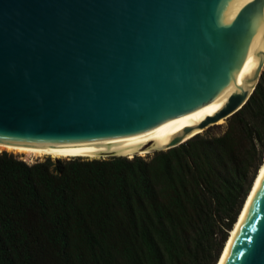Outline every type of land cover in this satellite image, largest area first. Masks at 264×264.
<instances>
[{
    "label": "water",
    "instance_id": "95a60500",
    "mask_svg": "<svg viewBox=\"0 0 264 264\" xmlns=\"http://www.w3.org/2000/svg\"><path fill=\"white\" fill-rule=\"evenodd\" d=\"M263 16L264 0H0V142L120 139L201 111L234 89ZM263 69L264 53L199 128L241 109ZM224 264H264V177Z\"/></svg>",
    "mask_w": 264,
    "mask_h": 264
},
{
    "label": "trees",
    "instance_id": "16d2710c",
    "mask_svg": "<svg viewBox=\"0 0 264 264\" xmlns=\"http://www.w3.org/2000/svg\"><path fill=\"white\" fill-rule=\"evenodd\" d=\"M264 159V69L218 136L149 159L0 152V264H216Z\"/></svg>",
    "mask_w": 264,
    "mask_h": 264
},
{
    "label": "bare ground",
    "instance_id": "6f19581e",
    "mask_svg": "<svg viewBox=\"0 0 264 264\" xmlns=\"http://www.w3.org/2000/svg\"><path fill=\"white\" fill-rule=\"evenodd\" d=\"M263 53L264 16L253 39L247 60L237 77L234 89L226 93L211 106L192 115L166 123L153 131L137 136L79 144L27 145L0 142V152H6L14 156L25 157L27 159H42L49 157L51 159L69 160V158L96 159L101 156L132 159L135 156L142 157L146 154H150L152 151L165 150L169 143L187 128L191 131L183 138L182 141L184 142L195 135L200 134L206 128H199V125L206 118L211 117L220 111L229 99L234 97L236 94L242 96L244 93L250 91L251 84L249 81L261 61ZM222 123L223 119L215 122L217 125H221ZM263 177L264 159L254 180L250 193L248 194L237 220L228 235V239L224 245L217 264H224L231 245L238 234L243 218L247 213Z\"/></svg>",
    "mask_w": 264,
    "mask_h": 264
},
{
    "label": "rangeland",
    "instance_id": "374dc122",
    "mask_svg": "<svg viewBox=\"0 0 264 264\" xmlns=\"http://www.w3.org/2000/svg\"><path fill=\"white\" fill-rule=\"evenodd\" d=\"M225 127H226V119H224L223 120V123L221 124V125H217V124H212L211 126H209L208 128H206V129H204L201 133H200V135H202V136H205V137H212V136H218V135H220V134H222L223 133V131L225 130ZM160 151H164V150H160ZM155 152H158V151H152V152H150V154H146V155H144V156H142V157H140V156H136V157H140L141 159H149ZM12 156H14V155H12ZM14 157H16V158H18L19 160H21V161H24V162H26L27 164H33V163H35V162H41V161H44V160H46V159H49L50 161H55V160H58V159H51V158H42V159H40V158H37V159H33V158H25V157H21V156H14ZM104 157V158H103ZM108 158H111V157H108V156H101V157H99V158H96V159H108ZM26 159V160H25ZM69 159H71V158H69ZM83 159V158H82ZM86 158H84L83 160H85ZM33 160V161H32ZM38 160V161H37ZM59 160H61V161H64L63 159H59ZM87 160H92V159H87Z\"/></svg>",
    "mask_w": 264,
    "mask_h": 264
}]
</instances>
